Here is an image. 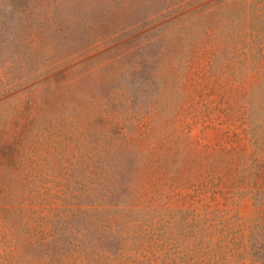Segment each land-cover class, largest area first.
Here are the masks:
<instances>
[{
	"label": "rangeland",
	"instance_id": "1",
	"mask_svg": "<svg viewBox=\"0 0 264 264\" xmlns=\"http://www.w3.org/2000/svg\"><path fill=\"white\" fill-rule=\"evenodd\" d=\"M0 0V264H264V0Z\"/></svg>",
	"mask_w": 264,
	"mask_h": 264
},
{
	"label": "trees",
	"instance_id": "2",
	"mask_svg": "<svg viewBox=\"0 0 264 264\" xmlns=\"http://www.w3.org/2000/svg\"><path fill=\"white\" fill-rule=\"evenodd\" d=\"M30 7L27 0L14 1V12H22L24 14L29 13Z\"/></svg>",
	"mask_w": 264,
	"mask_h": 264
}]
</instances>
